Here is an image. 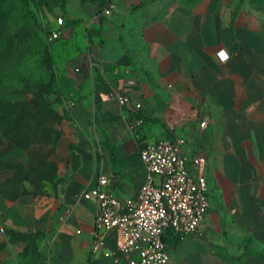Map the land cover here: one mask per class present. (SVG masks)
Instances as JSON below:
<instances>
[{
    "label": "crops",
    "instance_id": "crops-1",
    "mask_svg": "<svg viewBox=\"0 0 264 264\" xmlns=\"http://www.w3.org/2000/svg\"><path fill=\"white\" fill-rule=\"evenodd\" d=\"M50 1L52 30L63 18L60 40L89 64L78 75L60 69L57 181L41 197L7 202L23 223L0 212L3 223L41 233L49 264H115L122 234L109 231L94 253L96 205L81 196L104 174L122 200L137 198L148 178L141 147L172 136L185 141L191 169L207 159L211 208L197 236L171 237V263L264 264V10L250 0H113L106 15L102 0ZM112 89L142 102L141 143L130 129L136 114L106 98ZM12 176L0 173V183ZM0 264H18L15 246Z\"/></svg>",
    "mask_w": 264,
    "mask_h": 264
},
{
    "label": "built area",
    "instance_id": "built-area-1",
    "mask_svg": "<svg viewBox=\"0 0 264 264\" xmlns=\"http://www.w3.org/2000/svg\"><path fill=\"white\" fill-rule=\"evenodd\" d=\"M114 9L112 0L104 14ZM57 23L60 29L50 30L52 42L62 38L65 21L59 18ZM106 98L117 100L122 108L136 114L130 129L141 143L144 118L137 113L142 110V102L117 89L108 92ZM207 126V121L201 124V128ZM184 144L183 139L168 136L154 145L141 147L148 178L135 199L122 200L110 189V178L104 174L100 175L96 188L82 194L83 200L96 205L94 253L105 248L107 233L118 229L123 244L112 253L115 264H172L168 238L182 242L199 234L211 208L206 177L208 161L198 157L191 169Z\"/></svg>",
    "mask_w": 264,
    "mask_h": 264
},
{
    "label": "trees",
    "instance_id": "trees-1",
    "mask_svg": "<svg viewBox=\"0 0 264 264\" xmlns=\"http://www.w3.org/2000/svg\"><path fill=\"white\" fill-rule=\"evenodd\" d=\"M7 1L11 0H0V5ZM14 1L23 3L27 9L30 7V0ZM180 1L192 6L199 0ZM250 1L256 9L264 10V0ZM111 2L101 1L103 11ZM38 3L42 8L52 9L50 0H38ZM37 28L48 35L51 33V29L37 23L11 29L7 20L0 22V173H13L12 177L0 183V212L14 218L18 224L23 223L22 218L15 210L6 209L5 204L25 196L41 197L46 194V185L57 181L56 149L63 136L61 125L67 118V113H61L56 107L60 95L56 102L50 100V95L59 88L50 46L45 47L44 54V62L51 73L49 81L36 80L17 72L38 37ZM4 233L0 253L9 246L18 245L23 249L21 258L27 264H49L39 249L41 233H23L9 228L4 229ZM170 239L171 236L168 241Z\"/></svg>",
    "mask_w": 264,
    "mask_h": 264
},
{
    "label": "rangeland",
    "instance_id": "rangeland-1",
    "mask_svg": "<svg viewBox=\"0 0 264 264\" xmlns=\"http://www.w3.org/2000/svg\"><path fill=\"white\" fill-rule=\"evenodd\" d=\"M50 14V10L42 8L38 3V0H30L29 9H27L23 3L14 0L7 1L0 5V22L7 20L11 29H16L23 25L33 26L36 23L41 24L48 29H53L49 19ZM55 18L57 17L55 16ZM37 31L38 37H36L32 43L30 53L26 55L23 63L18 66V73L36 80L49 81L51 73L44 62L46 46H50L51 48L53 63L59 78V84L62 81L60 73L61 66L71 69L76 75H78L80 72H77V69H83L89 64L87 58L78 57L80 50L73 46L70 47V45L62 40L52 42L45 31H41L39 28H37ZM59 93V88H57V92L50 95V100L56 102ZM4 229H8V227L0 218V236L3 240L5 239ZM15 249L17 252L18 264H27L26 261L21 258L23 252L22 247L16 245Z\"/></svg>",
    "mask_w": 264,
    "mask_h": 264
},
{
    "label": "clouds",
    "instance_id": "clouds-1",
    "mask_svg": "<svg viewBox=\"0 0 264 264\" xmlns=\"http://www.w3.org/2000/svg\"><path fill=\"white\" fill-rule=\"evenodd\" d=\"M221 61H226L228 59V55L225 51H221L220 53H218Z\"/></svg>",
    "mask_w": 264,
    "mask_h": 264
}]
</instances>
